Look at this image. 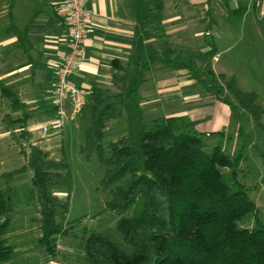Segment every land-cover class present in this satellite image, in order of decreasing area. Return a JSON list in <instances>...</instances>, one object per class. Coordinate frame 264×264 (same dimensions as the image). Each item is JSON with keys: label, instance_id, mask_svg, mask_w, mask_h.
Segmentation results:
<instances>
[{"label": "trees", "instance_id": "trees-1", "mask_svg": "<svg viewBox=\"0 0 264 264\" xmlns=\"http://www.w3.org/2000/svg\"><path fill=\"white\" fill-rule=\"evenodd\" d=\"M140 2L144 9L142 21L164 43L156 48V54L170 63L173 51L166 37L157 34L163 31L164 0ZM189 64L192 66L185 68L194 77L198 70L193 60ZM137 67L144 68L141 63ZM206 73L208 80L203 83H207V90L221 99L223 82L237 107L251 115L264 131L258 96L241 91L234 77L215 76L208 67ZM139 85L136 80L135 88L129 91L119 109L111 105L106 88L93 87L86 97L88 121L79 153L86 161L96 156L104 167L99 185L109 192V200L105 202L107 211L120 216L136 207L131 217H120L115 222L120 243L101 233L83 232L82 263L264 264V223L257 218L254 202L237 180L244 158L242 147L230 155L229 144L223 149L222 132L205 136L186 118L146 120L138 103L135 104L138 151L134 150L130 136L104 144L107 120L126 113L125 104H131L137 96ZM0 97L9 102L12 113L22 111L24 106L17 95L1 81ZM3 119L12 128L19 123V137L29 142L31 133L27 130L26 115L15 120L6 115ZM28 171L32 172L30 199L38 211L37 244L48 259L56 257L58 237L67 236L70 229L67 224L72 187L69 164L64 159H51L48 152L29 144L24 165L0 176L4 184L0 189V264H9L16 258L14 244L7 241L12 232L10 216L16 198L9 183ZM58 192L65 193V198H59ZM250 217L255 220L254 226L241 227Z\"/></svg>", "mask_w": 264, "mask_h": 264}, {"label": "rangeland", "instance_id": "rangeland-1", "mask_svg": "<svg viewBox=\"0 0 264 264\" xmlns=\"http://www.w3.org/2000/svg\"><path fill=\"white\" fill-rule=\"evenodd\" d=\"M189 1L186 0V3H188L185 9H188ZM183 3H185L184 0H180L178 3L180 6L177 9L175 8V0H165L167 6L165 12L166 10L167 12L163 16L164 23L161 28L163 31L160 30L161 32L157 33L166 37V42L173 51L171 61L174 64L160 63V59L158 58V60L153 55L154 49L158 46H164V43L154 37L155 32L152 28L147 27V48L145 47L141 57H136L135 71L133 72V67H130L128 75L126 71L123 73V75L125 74L123 76L124 80H113L108 85L101 87L109 90L111 105L119 109L123 106V101L127 99L129 91L135 88V81L139 80L140 83L137 96L133 98L131 104H125L126 113L117 119L107 120L104 131V144L116 141L121 137L130 136L134 150L138 151L137 135L139 127L135 115L136 103H138L146 120L170 116L188 119L186 112L199 107L201 109L200 123L203 124L198 126L199 129H206L211 134L222 132L224 136L222 140L223 149L225 151L227 144H229L227 150L230 155H233L236 149L243 148L244 158L238 168L237 180L243 185L248 197L254 202L257 218L264 223V131L254 122L251 115L237 107L233 95L225 88L223 82L220 83L224 87L220 95L221 99L218 98V94L207 90V83H203L208 80L207 64L202 66L203 61H201L202 63L198 64L201 66V69H199V66L197 68L194 62V68L198 70L194 77L190 70L185 68L192 66L189 63L190 60L194 61L195 59L193 55L197 45L201 46L202 43L208 42L210 38L202 35L196 37L198 40L195 42L191 40L189 30L193 28L194 23L191 21V15L182 11ZM209 4H212V0L209 1ZM225 5H227L228 11L233 8L232 2H225ZM175 14H178L177 21H172L176 17ZM223 23V21L217 22V26ZM175 25H180L182 29L173 32ZM217 26L215 25L212 28H217ZM204 29L206 28L203 26L198 31L204 32ZM137 61L141 62L142 66H146V68H139L138 70ZM261 64L259 67L262 72L258 74L257 78L256 75L252 76L255 77L254 79H250L246 74H243L245 67L241 63H230L224 56H219V61L212 65V69L217 73L229 71V73L237 74L236 85L241 91H259L261 96H259L257 103L263 110L260 123L264 126V53ZM20 99L24 100L25 98L23 96ZM66 108L67 113L64 107L62 127L55 130L50 126L49 131L43 133L40 130L42 125L55 122L59 118L57 114L46 119V117L41 116L43 114L37 108L26 105L21 112L12 113L9 102L0 97V176L24 165L29 144L38 146L43 151L48 152L51 159H64L69 164L72 187L67 224L70 229L67 236L58 237L56 252L58 250L59 252L56 253V257L73 263L74 258L69 257V254L64 253L58 247L62 248L63 245H70L80 248L85 230L101 233L112 241L120 243L119 235L115 229V222L120 217H131L136 205L120 216L106 210L105 202L109 200V192L103 191L99 185L104 167L96 156L86 161L79 153V147L84 141V127L88 121V107L86 105L78 114H72L69 105ZM181 112L184 114L181 115ZM6 115H10L13 120L26 115L29 124L38 125L37 129L29 131L31 133L29 142L19 137V123L15 124L13 128L7 125L3 119ZM216 122H218L217 126H215ZM28 123L27 125H29ZM193 126L195 128L194 124ZM29 127L31 126L29 125L27 130ZM204 135L208 136L209 134ZM223 172L228 171L223 170ZM31 176L32 172L28 171L10 180L9 184L16 192L14 213L10 216L11 233L20 232L24 237L18 236L7 241L8 243H16L21 248L24 247V244L32 247L33 255L36 253L37 256L35 260H38L46 254L37 244L40 231L37 222L38 211L34 202L30 199ZM3 187L4 184L0 182V189H3ZM56 195L59 198H65V193L58 192ZM254 224V218L250 217L240 226L251 228ZM29 259L33 260L32 258Z\"/></svg>", "mask_w": 264, "mask_h": 264}, {"label": "crops", "instance_id": "crops-1", "mask_svg": "<svg viewBox=\"0 0 264 264\" xmlns=\"http://www.w3.org/2000/svg\"><path fill=\"white\" fill-rule=\"evenodd\" d=\"M175 1V8L178 9L180 0ZM192 1H189L188 9H185L186 0L182 4V11L191 15L194 23L189 30L191 40L195 42L198 40L196 37L202 35L210 38L195 48L193 57L197 68L199 66L201 69L198 64L203 61L202 66L207 64L215 76L223 75L226 79L234 77L237 81V74L233 72L213 71L212 65L219 61V56H224L230 63H241L245 67L244 75L250 79L256 75L257 78L262 72L259 66L262 65L264 53V0H212V4H209L210 0ZM225 2H232L230 11ZM65 4L66 0H0V81L17 95L23 106L37 108L46 119L55 115L51 91L56 66L67 47L69 13ZM165 9L164 0L163 16L167 12ZM143 11L140 0H87L84 53L77 72L72 76V81L78 87L89 92L93 87L101 88L113 80L123 79V73L126 71L128 75L130 67L135 71L136 57H141L147 48L149 26L142 21ZM178 14L172 21H177ZM221 21L224 23L217 26V22ZM215 25L217 28H212ZM203 26L206 29L199 32ZM173 29V32H178L182 28L175 25ZM153 55L158 59L156 48ZM171 56L170 63L159 58L160 63L174 64ZM140 63L137 61L136 65ZM243 92H253L258 99L261 96L257 90ZM23 96L25 99H20ZM67 105L68 102L64 106L66 113ZM200 110L196 107L186 112V116L199 133L211 134L206 129L198 128L203 125L200 123ZM182 112L181 115L184 114ZM29 125L28 131L38 128L36 124ZM18 236L24 237L20 232L10 233L7 240ZM11 243L15 246L16 258L9 264H84L81 260L83 252L75 246L58 247L74 258V262L70 263L58 256L48 259L42 255L35 260L37 256L36 253L33 255L32 247L24 244L21 248Z\"/></svg>", "mask_w": 264, "mask_h": 264}, {"label": "built area", "instance_id": "built-area-1", "mask_svg": "<svg viewBox=\"0 0 264 264\" xmlns=\"http://www.w3.org/2000/svg\"><path fill=\"white\" fill-rule=\"evenodd\" d=\"M87 0H66V9L69 13V34L66 50L59 60L51 96L53 98L55 114L59 118L55 122L44 124L40 130L43 133L49 131L52 126L55 130L62 127L64 106L68 102L72 114H78L86 105L88 91L78 87L72 76L77 72L78 65L84 53L83 41L87 33L85 4Z\"/></svg>", "mask_w": 264, "mask_h": 264}]
</instances>
